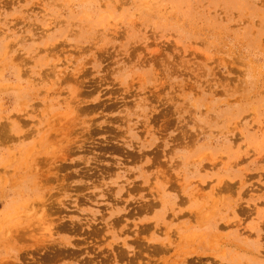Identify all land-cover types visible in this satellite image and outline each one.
I'll return each mask as SVG.
<instances>
[{
	"label": "rangeland",
	"instance_id": "1",
	"mask_svg": "<svg viewBox=\"0 0 264 264\" xmlns=\"http://www.w3.org/2000/svg\"><path fill=\"white\" fill-rule=\"evenodd\" d=\"M0 264H264V0H0Z\"/></svg>",
	"mask_w": 264,
	"mask_h": 264
},
{
	"label": "bare ground",
	"instance_id": "2",
	"mask_svg": "<svg viewBox=\"0 0 264 264\" xmlns=\"http://www.w3.org/2000/svg\"><path fill=\"white\" fill-rule=\"evenodd\" d=\"M48 215V214H47ZM36 236V235H35ZM150 245V244H149ZM152 246V245H151ZM46 249V248H45ZM153 251V250H152ZM40 254V253H39Z\"/></svg>",
	"mask_w": 264,
	"mask_h": 264
}]
</instances>
